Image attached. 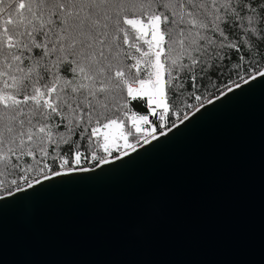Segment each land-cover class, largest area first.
Wrapping results in <instances>:
<instances>
[{"label": "snow or ice", "instance_id": "6c2138e0", "mask_svg": "<svg viewBox=\"0 0 264 264\" xmlns=\"http://www.w3.org/2000/svg\"><path fill=\"white\" fill-rule=\"evenodd\" d=\"M258 78L264 0H0V200L116 164Z\"/></svg>", "mask_w": 264, "mask_h": 264}, {"label": "water", "instance_id": "95a60500", "mask_svg": "<svg viewBox=\"0 0 264 264\" xmlns=\"http://www.w3.org/2000/svg\"><path fill=\"white\" fill-rule=\"evenodd\" d=\"M0 264H264V78L116 164L0 200Z\"/></svg>", "mask_w": 264, "mask_h": 264}, {"label": "trees", "instance_id": "16d2710c", "mask_svg": "<svg viewBox=\"0 0 264 264\" xmlns=\"http://www.w3.org/2000/svg\"><path fill=\"white\" fill-rule=\"evenodd\" d=\"M145 107L144 105H141V108ZM133 111H140V108H133Z\"/></svg>", "mask_w": 264, "mask_h": 264}]
</instances>
